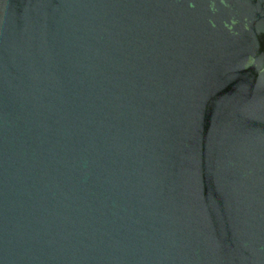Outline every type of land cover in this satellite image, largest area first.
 <instances>
[{
	"label": "water",
	"instance_id": "1",
	"mask_svg": "<svg viewBox=\"0 0 264 264\" xmlns=\"http://www.w3.org/2000/svg\"><path fill=\"white\" fill-rule=\"evenodd\" d=\"M0 264H264V0H0Z\"/></svg>",
	"mask_w": 264,
	"mask_h": 264
}]
</instances>
